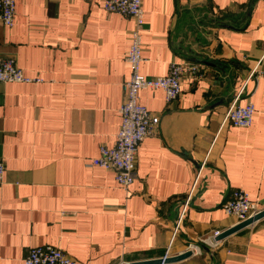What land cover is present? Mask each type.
<instances>
[{"label": "crops", "instance_id": "0c3cea01", "mask_svg": "<svg viewBox=\"0 0 264 264\" xmlns=\"http://www.w3.org/2000/svg\"><path fill=\"white\" fill-rule=\"evenodd\" d=\"M103 1L17 0L15 25L0 24V59L14 58L42 80L0 82V264H25L44 245L78 264L179 256L236 225L223 209L233 190L264 209V0H143L144 76H165L186 59L223 72L204 65L170 103L161 89L140 91L160 123L140 145L129 189L91 165L103 144L116 143L131 75L125 55L134 22ZM244 86L240 103L253 101L252 126L219 132ZM219 241L168 264H264V217Z\"/></svg>", "mask_w": 264, "mask_h": 264}, {"label": "built area", "instance_id": "2783aa9c", "mask_svg": "<svg viewBox=\"0 0 264 264\" xmlns=\"http://www.w3.org/2000/svg\"><path fill=\"white\" fill-rule=\"evenodd\" d=\"M17 0H0V24L12 28L16 23ZM103 7L107 12L117 13L130 18L134 22L132 40L126 52L125 60L131 67V75L122 83L124 101L119 109L121 114V126L116 136V143L113 147L103 144L100 153L91 160L92 166L100 167L114 173L116 181L124 188L129 189L137 177V162L140 145L143 141L154 134L160 123V117L150 111L145 105L139 102V93L142 90L164 91L168 103L178 100L183 94V81L185 78L193 82L198 81L203 75L204 66L189 59L181 62L170 63L169 72L165 76L147 77L141 72L143 57L142 31L145 25V10L143 0H104ZM264 60V54L261 61ZM260 61V62H261ZM259 62V64H260ZM258 64V66H259ZM253 74V73H252ZM39 78L27 76L20 68L14 58L0 59V82L32 83L41 82ZM241 91L231 101L223 118V124H231L235 127L250 128L253 124L255 105L247 99L245 104L240 103ZM6 165L0 158V184L5 182ZM200 176L197 177L191 197L186 201L180 212L174 235L177 234L183 222L189 202L197 187ZM228 216H234L237 224L244 222L262 209L257 201H253L249 193L244 189L233 190L223 205ZM222 231H215L213 234L200 239L201 244L191 243L188 251L192 254H201V246L218 248L220 241L218 237ZM169 254L163 257L165 263ZM25 264H78V262L62 249L44 245L33 247L25 259Z\"/></svg>", "mask_w": 264, "mask_h": 264}, {"label": "water", "instance_id": "95a60500", "mask_svg": "<svg viewBox=\"0 0 264 264\" xmlns=\"http://www.w3.org/2000/svg\"><path fill=\"white\" fill-rule=\"evenodd\" d=\"M194 62H197V63H200V64H203V65H208V66H211V67H215L217 69H220L218 67V65L215 63V62H211L209 60H194ZM221 70V69H220ZM221 72H223V70H221ZM264 217V210L262 212H260L259 214H257L256 216H254L253 218H250L244 222H241L237 225H235L234 227L224 231L219 237L218 239H223L231 234H233L234 232L244 228V227H247L249 225H251L253 222L261 219ZM192 255V253L190 251H187V252H184L183 254H180L179 256H174V257H168L166 258L165 260V263H173V262H176V261H180L182 259H185L187 257H190ZM163 262V258H160V259H156V260H144V261H137V262H130V263H126V264H161Z\"/></svg>", "mask_w": 264, "mask_h": 264}, {"label": "rangeland", "instance_id": "374dc122", "mask_svg": "<svg viewBox=\"0 0 264 264\" xmlns=\"http://www.w3.org/2000/svg\"><path fill=\"white\" fill-rule=\"evenodd\" d=\"M258 64H259V61L257 62V64L255 65V67H254L253 70L251 71V73H250V75H249V78L252 77V76H254L256 73L259 72L258 70H259L260 64H259V66H258ZM201 65H203V64H201ZM203 66H204V65H203ZM23 71H24V70H23ZM252 73H253V74H252ZM245 87H246V86H244L242 89L245 90ZM157 115H158V114H157ZM158 116H159V115H158ZM223 127H224V124L222 123V124H221V127H220V129H219V132H221V131L223 130ZM219 132H218V133H219ZM210 150H211V149H210ZM207 156H208V155H207ZM189 197H191V194H190V193H189V195H188L187 200H189ZM187 200H186V201H187ZM259 206H260V204H259ZM260 208L262 209L260 212H262L264 209H263L261 206H260ZM260 212H259V213H260ZM259 213H258V214H259ZM255 216H256V215H255ZM232 217H234V216H232ZM252 218H253V217H252ZM238 224H239V223H238ZM236 225H237V223H236ZM234 226H235V225H234ZM234 226H233V227H234ZM174 229H175V228H174ZM222 233H223V232H222ZM218 240H219V239H218Z\"/></svg>", "mask_w": 264, "mask_h": 264}]
</instances>
